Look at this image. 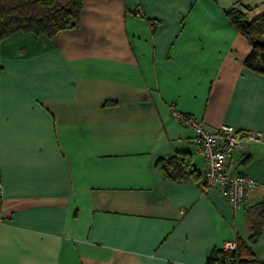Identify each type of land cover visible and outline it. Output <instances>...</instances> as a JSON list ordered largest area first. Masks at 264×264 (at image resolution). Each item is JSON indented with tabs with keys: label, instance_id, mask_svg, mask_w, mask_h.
I'll return each mask as SVG.
<instances>
[{
	"label": "crops",
	"instance_id": "1",
	"mask_svg": "<svg viewBox=\"0 0 264 264\" xmlns=\"http://www.w3.org/2000/svg\"><path fill=\"white\" fill-rule=\"evenodd\" d=\"M264 0H83L79 24L0 42V264H206L247 240L264 196V74L225 10ZM171 104L209 129L258 131L227 169L258 181L233 209ZM187 152L201 176L165 178ZM264 264V227L252 244Z\"/></svg>",
	"mask_w": 264,
	"mask_h": 264
},
{
	"label": "trees",
	"instance_id": "2",
	"mask_svg": "<svg viewBox=\"0 0 264 264\" xmlns=\"http://www.w3.org/2000/svg\"><path fill=\"white\" fill-rule=\"evenodd\" d=\"M83 0H0V42L12 33L31 32L36 36H52L58 31L71 29L79 24ZM248 6H232L225 10L231 24L244 35L251 49L243 60L245 67L264 74V11L253 18L247 16ZM187 152H177L155 162L163 176L169 180H185L201 173L190 166ZM247 240L236 237L233 250L222 248L208 256L206 264H263L252 251V244L259 239L264 227V196L245 207Z\"/></svg>",
	"mask_w": 264,
	"mask_h": 264
},
{
	"label": "built area",
	"instance_id": "3",
	"mask_svg": "<svg viewBox=\"0 0 264 264\" xmlns=\"http://www.w3.org/2000/svg\"><path fill=\"white\" fill-rule=\"evenodd\" d=\"M171 115L180 124L191 128L197 137L200 153L204 157V167L200 188L207 191L218 187L233 209L245 199L249 189L258 185L252 176L228 171L227 164L233 151L247 152L251 144L258 143L262 134L258 131L237 129L230 124H220L216 129L207 128L202 121L190 113L181 112L171 104ZM2 198V183L0 180V202ZM3 216L0 209V222ZM236 247L234 240H226L222 249L233 250ZM216 264H223L219 260Z\"/></svg>",
	"mask_w": 264,
	"mask_h": 264
}]
</instances>
